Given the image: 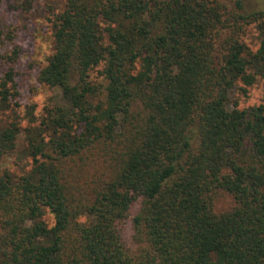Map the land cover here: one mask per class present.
<instances>
[{
    "label": "trees",
    "instance_id": "1",
    "mask_svg": "<svg viewBox=\"0 0 264 264\" xmlns=\"http://www.w3.org/2000/svg\"><path fill=\"white\" fill-rule=\"evenodd\" d=\"M48 21L37 80L56 95L27 127L19 49L0 54V159L24 136L32 160L0 174V264H264V104L233 100L264 79V13L63 0ZM255 23L257 51L240 39Z\"/></svg>",
    "mask_w": 264,
    "mask_h": 264
},
{
    "label": "rangeland",
    "instance_id": "2",
    "mask_svg": "<svg viewBox=\"0 0 264 264\" xmlns=\"http://www.w3.org/2000/svg\"><path fill=\"white\" fill-rule=\"evenodd\" d=\"M227 6L229 12H239L243 15L264 13V0H218ZM63 0H0V54L12 55L15 48L19 49V58L15 64L18 96V122L27 127L30 118L27 111L33 110L40 118L49 100L56 95V91L43 87L38 83L40 68L45 64L51 51V23L48 17L51 12L60 10ZM240 39L253 51L260 47V32L258 23L245 26ZM6 60L0 63V83L6 73ZM244 87L243 85H241ZM246 91L238 90L233 93V100H237L239 108L264 104V79H259L253 86L245 87ZM13 115L8 113L3 120L12 121ZM25 142L22 136L16 151L11 157L0 159V174L10 171L22 174L32 167V160L24 154ZM232 198L221 197L215 204L217 212L230 208ZM49 225L54 218L47 214L45 217ZM85 221L84 218H82ZM133 228L129 223L125 232L127 247L136 252L138 245L133 238Z\"/></svg>",
    "mask_w": 264,
    "mask_h": 264
}]
</instances>
